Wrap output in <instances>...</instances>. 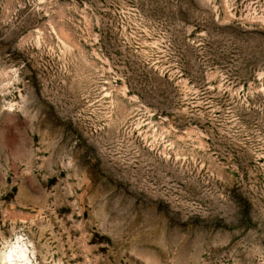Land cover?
Listing matches in <instances>:
<instances>
[{"label": "rangeland", "instance_id": "obj_1", "mask_svg": "<svg viewBox=\"0 0 264 264\" xmlns=\"http://www.w3.org/2000/svg\"><path fill=\"white\" fill-rule=\"evenodd\" d=\"M0 264H264V0H0Z\"/></svg>", "mask_w": 264, "mask_h": 264}]
</instances>
